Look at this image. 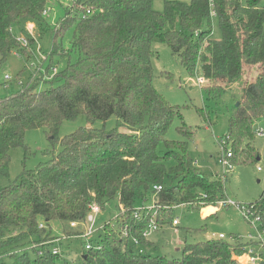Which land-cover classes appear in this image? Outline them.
<instances>
[{
  "label": "trees",
  "instance_id": "16d2710c",
  "mask_svg": "<svg viewBox=\"0 0 264 264\" xmlns=\"http://www.w3.org/2000/svg\"><path fill=\"white\" fill-rule=\"evenodd\" d=\"M48 3L0 0L2 61L22 47L14 26L25 30L32 22L36 30L45 28ZM72 8L58 28L47 27L53 42L43 60L48 70L62 58L68 59L66 66L46 87L24 85L0 97V174H9L11 151L24 144L29 129L50 128L52 143L60 145L52 159L24 169L0 190V259L10 255V264H66L61 254L49 249L40 253V244L52 234L39 226L41 219L71 225L85 219L93 205L103 209L116 199V222L101 229L95 242L101 248L84 247L80 264H240L235 257L253 242L239 235L232 241L217 236L186 243L179 260L137 251L133 239L142 248L153 244L144 231L152 218L158 229L172 222L175 205L191 203L190 208L199 211V200L225 198L220 175L210 177L196 165L189 145L195 129L183 121L181 108L154 86V42L168 44L191 75L209 83L238 82L248 78L245 68L264 67V0H165L162 11L154 8V0H77ZM214 17L220 38L213 37ZM70 29L71 46L66 47L63 38ZM259 72L256 81L247 80L245 91L263 104L264 68ZM256 111L243 108L231 118L233 165L259 155L252 142ZM81 113L88 125L59 137L60 124ZM112 116L118 118L114 129L94 127L95 121ZM177 117L182 120L176 126L182 138H169ZM156 184L162 190L156 191ZM150 192L157 214L141 210L143 217L135 218L140 209L136 202L147 200ZM250 204L264 225V193Z\"/></svg>",
  "mask_w": 264,
  "mask_h": 264
},
{
  "label": "rangeland",
  "instance_id": "374dc122",
  "mask_svg": "<svg viewBox=\"0 0 264 264\" xmlns=\"http://www.w3.org/2000/svg\"><path fill=\"white\" fill-rule=\"evenodd\" d=\"M76 1L49 0L44 14L46 25L43 29L38 28L36 30L35 25L30 31L22 30L19 25L13 27V32L18 39H26V42H24L25 45H21V48L8 53L3 61V56L0 53V97L10 95L24 85L38 84L40 87H46L50 81L56 78L60 69L66 66L67 58H62L59 64L56 61L49 70L47 64L43 63V60L50 53L53 42V33L47 27L52 30L55 27L58 28L61 21L66 17L68 9L74 7ZM246 1L243 0V2ZM164 5L165 0H154L156 10H164ZM72 34L73 29H70L63 38L66 47L71 46ZM213 37H221L217 17L213 18ZM153 48L156 52L153 58L154 86L171 104L181 108L183 121L195 129V135L189 141L190 151L196 165L206 175L215 178L218 177V174L223 173V164L220 159L222 151L217 138L225 137L229 133L231 118L243 108L251 110L257 108V111L254 112L256 130L252 142L259 152V158L255 157L248 162L233 165L224 180L225 197L243 204L255 202L264 193V101L261 104L262 102L251 99L245 91V84L247 80L256 81L260 73L259 70L264 67L260 68L258 65L253 68H245L248 78L244 77L238 82L217 81L210 82V84L209 81L204 80L203 83H200L198 75L190 74L181 63L180 57L173 53L168 44L154 42ZM76 57L77 55L73 54L72 59L75 60ZM6 74H9L12 79L7 80ZM207 85L213 86V90L204 87ZM181 123L182 120L177 117L169 131V138H182V135L176 130V126ZM86 125H88L87 116L85 113H81L75 119L64 120L59 126L57 135L62 138ZM93 125L97 128L105 127L107 130H112L117 127L118 118L112 116L106 121L97 120ZM259 127L262 128V134L258 133ZM51 136V129L48 127L33 128L26 131L24 144L11 151L9 174H0V190L17 180L24 169H36L41 163L53 158L60 145H54L55 143L53 144L50 139ZM163 150L164 146L161 145L159 151L162 152ZM258 166H262L263 170H258ZM154 203V195L150 192L147 195V200L138 199L135 206L137 208L151 207ZM197 203L202 206L199 211L190 208L191 203L175 205L172 211V221L178 217L179 224L175 225L170 222L161 225L149 236L153 244L143 248L136 245L135 250L140 251L142 249L148 254L164 255L170 259L179 260L182 258L186 243L216 238L220 233H224L225 239L228 241H232V236L237 235L246 241L247 235L253 231L251 223L245 219L237 207H220L218 201L208 202L205 198ZM213 209L217 212L216 215L211 217L214 214L211 213L205 217L202 216V211L208 213ZM119 211V201L115 199L97 212L96 221L93 225L94 234L91 238L94 243L100 239V231L105 224L116 222ZM141 217H143V213ZM41 221L43 220L41 219ZM88 226L89 222L85 219L79 221L76 227L61 220H52L48 223V228L52 230V234L48 237L49 240L61 237L59 242L56 240V245L60 246L61 256L67 260H65L66 264H80L82 262L81 255L86 238L80 235ZM240 256L244 255H237L236 260L240 259ZM3 261L10 264L13 258L10 255H5L0 259V264Z\"/></svg>",
  "mask_w": 264,
  "mask_h": 264
},
{
  "label": "built area",
  "instance_id": "2783aa9c",
  "mask_svg": "<svg viewBox=\"0 0 264 264\" xmlns=\"http://www.w3.org/2000/svg\"><path fill=\"white\" fill-rule=\"evenodd\" d=\"M211 4H213V0H211ZM101 10V9H100ZM46 13V10H44V14ZM214 14V12H213ZM34 28V23L29 22L24 26L25 30H32ZM19 40L21 41V43L23 45H25L24 42H26V39H22L19 38ZM5 78L7 80H11V76L9 74L5 75ZM198 80L200 83H203L205 78H203L202 76H198ZM258 133L262 134V128L259 127L258 129ZM218 143L221 147V161L223 164V173L220 175L221 179L224 181L227 178V174L229 173L230 169L233 167V163L231 161V158L233 156V149H232V144L230 141V136L228 134L225 135V137L222 138H217ZM258 170H263L262 166H258ZM163 186L161 184H156L154 185V189L156 191H160L162 190ZM220 207H231V206H235L238 209H240L242 215L245 217V219H247L252 227H253V231L250 232L247 235V240L249 242H253L250 246L247 247V250L244 252V256H247L248 260L247 263L245 264H260L261 261L264 260V225L262 223V217L260 214L257 213L256 209H255V205L254 204H243V203H239L237 201H235L232 198H223L221 200L218 201ZM141 210H145L147 212H152L153 215L157 214V204L156 202L151 206V207H142L139 210H136L134 212V216L137 219H141L142 217V212ZM100 211V207L98 205H93L91 207V210L89 211V213L87 214L85 220H87L89 222V226L84 229V231L81 233V237L86 238L85 241V247L86 249H91V248H101V245L99 244H95L92 241V235L94 234V229H93V225L94 222L96 221V214L97 212ZM84 220V219H83ZM78 222L79 221H72L71 222V226H78ZM173 224L178 225L179 224V218L176 217L173 219L172 221ZM39 226L41 228H48V223L43 221H40ZM49 229V228H48ZM158 229L157 224L155 223V219H151L149 226L147 227V229L144 231V235L149 237L151 235L152 232L156 231ZM125 236L128 235V231L126 229V231H124ZM218 237L220 238H225L226 235L224 233H220L218 235ZM61 237H57L55 239H51V240H47L44 241L40 244V253L43 254L45 249H49L53 254H61L60 251V246L56 245L57 241H60ZM233 238V237H232ZM133 242L135 245H140V242L137 238L133 239ZM140 252H142V249H140ZM238 262L240 264L244 263L242 260L237 259Z\"/></svg>",
  "mask_w": 264,
  "mask_h": 264
},
{
  "label": "crops",
  "instance_id": "0c3cea01",
  "mask_svg": "<svg viewBox=\"0 0 264 264\" xmlns=\"http://www.w3.org/2000/svg\"><path fill=\"white\" fill-rule=\"evenodd\" d=\"M252 99V98H251ZM251 103H253V102H251ZM204 210V209H203ZM206 212V211H205ZM216 211L213 209V211H210V212H208V213H204L203 211H202V216H207V215H209V214H211V213H215Z\"/></svg>",
  "mask_w": 264,
  "mask_h": 264
},
{
  "label": "bare ground",
  "instance_id": "6f19581e",
  "mask_svg": "<svg viewBox=\"0 0 264 264\" xmlns=\"http://www.w3.org/2000/svg\"><path fill=\"white\" fill-rule=\"evenodd\" d=\"M247 260H248V258L246 257V258L243 260V262H244V263H247Z\"/></svg>",
  "mask_w": 264,
  "mask_h": 264
},
{
  "label": "water",
  "instance_id": "95a60500",
  "mask_svg": "<svg viewBox=\"0 0 264 264\" xmlns=\"http://www.w3.org/2000/svg\"><path fill=\"white\" fill-rule=\"evenodd\" d=\"M242 264H245V263H242ZM260 264H264V260L263 261H261V263Z\"/></svg>",
  "mask_w": 264,
  "mask_h": 264
}]
</instances>
